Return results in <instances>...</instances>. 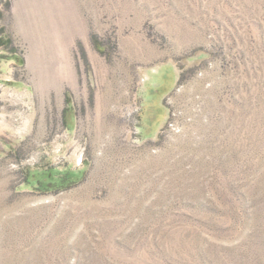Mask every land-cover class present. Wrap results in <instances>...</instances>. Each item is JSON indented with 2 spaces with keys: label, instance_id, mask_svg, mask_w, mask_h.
Masks as SVG:
<instances>
[{
  "label": "rangeland",
  "instance_id": "374dc122",
  "mask_svg": "<svg viewBox=\"0 0 264 264\" xmlns=\"http://www.w3.org/2000/svg\"><path fill=\"white\" fill-rule=\"evenodd\" d=\"M0 38V264H264V0H0Z\"/></svg>",
  "mask_w": 264,
  "mask_h": 264
},
{
  "label": "trees",
  "instance_id": "16d2710c",
  "mask_svg": "<svg viewBox=\"0 0 264 264\" xmlns=\"http://www.w3.org/2000/svg\"><path fill=\"white\" fill-rule=\"evenodd\" d=\"M0 39H1V38H0ZM68 103H69V102H68V99H66V104L68 105Z\"/></svg>",
  "mask_w": 264,
  "mask_h": 264
}]
</instances>
